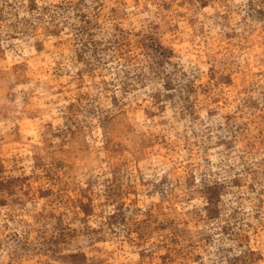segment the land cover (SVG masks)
I'll list each match as a JSON object with an SVG mask.
<instances>
[{"label":"rangeland","instance_id":"1","mask_svg":"<svg viewBox=\"0 0 264 264\" xmlns=\"http://www.w3.org/2000/svg\"><path fill=\"white\" fill-rule=\"evenodd\" d=\"M0 264H264V0H0Z\"/></svg>","mask_w":264,"mask_h":264}]
</instances>
